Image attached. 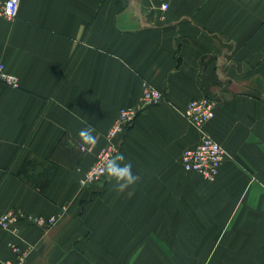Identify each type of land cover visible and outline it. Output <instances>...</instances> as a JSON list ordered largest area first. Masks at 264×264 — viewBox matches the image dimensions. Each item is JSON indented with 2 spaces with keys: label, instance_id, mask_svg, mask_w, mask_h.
<instances>
[{
  "label": "crops",
  "instance_id": "1",
  "mask_svg": "<svg viewBox=\"0 0 264 264\" xmlns=\"http://www.w3.org/2000/svg\"><path fill=\"white\" fill-rule=\"evenodd\" d=\"M0 64L19 83L0 85V218H58L0 227V264L11 245L28 264H264V0H19ZM146 86L167 100L116 139L139 180L81 186ZM204 96L225 150L211 181L182 162L200 137L184 111Z\"/></svg>",
  "mask_w": 264,
  "mask_h": 264
},
{
  "label": "built area",
  "instance_id": "2",
  "mask_svg": "<svg viewBox=\"0 0 264 264\" xmlns=\"http://www.w3.org/2000/svg\"><path fill=\"white\" fill-rule=\"evenodd\" d=\"M167 4L164 3L163 8ZM19 0H0V17L13 19L17 16ZM0 85L18 87V77L7 72L5 66L0 64ZM167 100V94L152 86H146L138 105L123 107L118 118L106 134V145L98 153L95 162L80 179V185L90 186L104 181L108 175L103 170L104 164L116 153H120V145L116 139L134 124L138 116L146 109L160 105ZM216 102L209 96L194 98L189 101L185 109V117L200 131L197 145L187 148L182 157L183 167L188 172H196L207 180H214L220 172L225 157V150L221 144L205 133L203 127L215 117ZM81 151L86 147L80 145ZM63 210L65 208L63 207ZM56 216H36L25 213L21 209H13L2 215L0 227L8 229L12 225L28 222L29 224L52 227L56 224ZM14 253L13 261L4 264H28L29 250L17 245H11Z\"/></svg>",
  "mask_w": 264,
  "mask_h": 264
},
{
  "label": "clouds",
  "instance_id": "3",
  "mask_svg": "<svg viewBox=\"0 0 264 264\" xmlns=\"http://www.w3.org/2000/svg\"><path fill=\"white\" fill-rule=\"evenodd\" d=\"M79 137L87 145L96 143V137L88 127L79 130ZM132 168L131 161H127L123 153H116L106 161L103 170L109 178L116 181L120 190H124L139 180V177L133 173Z\"/></svg>",
  "mask_w": 264,
  "mask_h": 264
},
{
  "label": "trees",
  "instance_id": "4",
  "mask_svg": "<svg viewBox=\"0 0 264 264\" xmlns=\"http://www.w3.org/2000/svg\"><path fill=\"white\" fill-rule=\"evenodd\" d=\"M51 172L50 171H46L43 174V177L46 179H49L51 177ZM23 177L26 178L28 181L34 182L35 181V177L33 175H31L28 171H24L23 172Z\"/></svg>",
  "mask_w": 264,
  "mask_h": 264
},
{
  "label": "rangeland",
  "instance_id": "5",
  "mask_svg": "<svg viewBox=\"0 0 264 264\" xmlns=\"http://www.w3.org/2000/svg\"><path fill=\"white\" fill-rule=\"evenodd\" d=\"M211 98H212V97H211ZM186 107H187V106H186ZM138 117H139V116H138ZM187 120H188V119H187ZM188 121H189V120H188ZM189 122H190V121H189ZM208 122H209V121H208ZM208 122H207V123H208ZM190 123H191V122H190ZM207 123H205L204 126H205ZM191 124H192V123H191ZM130 127H131V126H130ZM130 127H129V128H130ZM197 129H198V128H197ZM203 129H204V127H203Z\"/></svg>",
  "mask_w": 264,
  "mask_h": 264
}]
</instances>
